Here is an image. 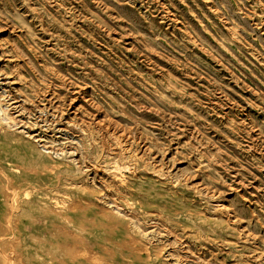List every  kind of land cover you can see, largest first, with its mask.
<instances>
[{
  "label": "rangeland",
  "instance_id": "374dc122",
  "mask_svg": "<svg viewBox=\"0 0 264 264\" xmlns=\"http://www.w3.org/2000/svg\"><path fill=\"white\" fill-rule=\"evenodd\" d=\"M0 105V264H264V0H0Z\"/></svg>",
  "mask_w": 264,
  "mask_h": 264
},
{
  "label": "bare ground",
  "instance_id": "6f19581e",
  "mask_svg": "<svg viewBox=\"0 0 264 264\" xmlns=\"http://www.w3.org/2000/svg\"><path fill=\"white\" fill-rule=\"evenodd\" d=\"M3 1V0H2ZM54 6V5H53ZM26 12V11H25ZM169 21V20H168ZM191 53V52H190ZM11 65V64H10ZM32 73V72H31ZM52 75V74H51ZM132 76V75H131ZM193 84V83H192ZM3 105V104H2ZM68 108V107H67ZM14 110V109H13ZM12 110V111H13ZM16 115V114H15ZM87 117V116H86ZM0 119L3 121V122H5L6 123V125H8V127H11V129L12 128H14V127H16L18 124L13 120V119H11L9 116H8V110L7 109H2V107H1V105H0ZM19 120H20V118H19ZM23 120V119H22ZM19 123V122H18ZM21 127V126H20ZM87 128V127H86ZM123 129V128H122ZM99 130L102 132V134L104 135V136H112V135H116L115 133H116V131H115V129L113 128V126L112 125H110L109 123L106 125H99ZM32 132V131H31ZM51 132V131H50ZM121 135V134H120ZM127 137V136H126ZM125 136H122L121 135V139H116L114 142H115V144H116V147H117V150H119L120 152H123V153H125L126 151H127V145L128 144H130V143H128V138H126ZM115 138H117L116 136H115ZM133 140V139H132ZM131 140V141H132ZM130 141V140H129ZM141 141V140H140ZM252 145V144H251ZM137 146V145H136ZM103 150V149H102ZM129 156V155H128ZM127 165V164H126ZM95 170H97V169H95ZM129 170V169H128ZM117 171H119V170H117ZM116 174V173H115ZM89 179V178H88ZM12 184V183H11ZM10 193H12V192H10ZM12 199V198H11ZM100 204V203H99ZM47 209V208H46ZM70 209V208H69ZM113 210V209H112ZM43 211V210H42ZM74 211V210H73ZM122 211V210H121ZM7 212V211H6ZM48 212V211H47ZM106 213H102V216H104V217H106V218H109V214H108V212L107 211H105ZM50 214V213H49ZM73 215V214H72ZM53 216V215H52ZM75 218V217H74ZM107 223V222H106ZM4 224V223H3ZM260 225V224H259ZM77 226V225H76ZM10 228V227H9ZM75 228V227H74ZM132 228V227H131ZM134 228V227H133ZM85 230V229H84ZM109 230V229H108ZM136 230V229H135ZM138 230V229H137ZM62 231V230H61ZM113 231V230H112ZM122 233H124V232H122ZM138 233H140V235H141V237L142 238H147V235H148V233H145V232H138ZM177 233V232H176ZM35 235V234H34ZM10 238V237H9ZM121 238V237H120ZM123 238V237H122ZM110 239V238H109ZM234 243V242H233ZM108 246V245H107ZM112 247V246H111ZM111 249V248H110ZM136 249V248H135ZM113 250V249H112ZM136 251V250H135ZM8 252V251H7ZM98 252V251H97ZM114 252V251H113ZM78 253V252H77ZM82 253V252H81ZM81 253H79V255L81 254ZM99 253V252H98ZM137 253V252H136ZM83 254V253H82ZM120 254V253H119ZM76 255V254H75ZM85 255V254H84ZM115 255V254H114ZM168 255V254H167ZM1 256V255H0ZM121 255H119V257H120ZM80 257H81V255H80ZM84 259L85 258H88V260H89V264H95L94 263V260L92 261L91 260V257L89 256H82ZM82 258V259H83ZM172 258V257H171ZM171 258H169V259H171ZM184 258V257H183ZM3 259V258H2ZM5 259V258H4ZM81 259V260H82ZM173 259V258H172ZM171 259V260H172ZM134 260V259H133ZM144 261V260H143ZM238 261V260H237ZM96 262V261H95ZM149 262V263H148ZM68 263V262H67ZM127 263H128V261H127ZM160 263V262H159ZM3 264V263H2ZM77 264V263H76ZM79 264V263H78ZM81 264V263H80ZM97 264H101V263H98L97 262ZM109 264V263H108ZM146 264H152V262H151V260L150 259H148V261H147V263Z\"/></svg>",
  "mask_w": 264,
  "mask_h": 264
}]
</instances>
